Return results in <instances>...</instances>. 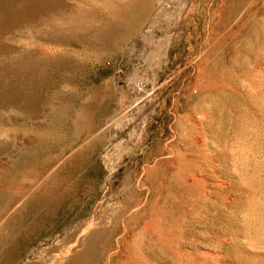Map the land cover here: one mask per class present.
I'll return each mask as SVG.
<instances>
[{
    "label": "rangeland",
    "instance_id": "obj_1",
    "mask_svg": "<svg viewBox=\"0 0 264 264\" xmlns=\"http://www.w3.org/2000/svg\"><path fill=\"white\" fill-rule=\"evenodd\" d=\"M0 264H264V0H0Z\"/></svg>",
    "mask_w": 264,
    "mask_h": 264
}]
</instances>
